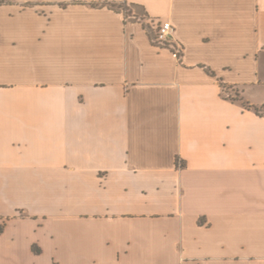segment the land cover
Masks as SVG:
<instances>
[{
  "label": "crops",
  "instance_id": "obj_1",
  "mask_svg": "<svg viewBox=\"0 0 264 264\" xmlns=\"http://www.w3.org/2000/svg\"><path fill=\"white\" fill-rule=\"evenodd\" d=\"M236 92L264 106V0H0V264H264Z\"/></svg>",
  "mask_w": 264,
  "mask_h": 264
},
{
  "label": "trees",
  "instance_id": "obj_2",
  "mask_svg": "<svg viewBox=\"0 0 264 264\" xmlns=\"http://www.w3.org/2000/svg\"><path fill=\"white\" fill-rule=\"evenodd\" d=\"M110 6L122 10L126 18L131 17L135 19L144 20L147 16L144 11V8L137 4L122 3L119 5L110 4ZM145 27L147 29H150V26L148 24H145ZM235 94H236V97L234 98L235 100L243 102L245 107L254 110L258 115L264 116V106L263 107L252 106L249 103H246L243 97L238 92H236ZM1 230H2V227H0V232ZM33 250L34 252H37V253L40 251L37 246H34Z\"/></svg>",
  "mask_w": 264,
  "mask_h": 264
},
{
  "label": "built area",
  "instance_id": "obj_3",
  "mask_svg": "<svg viewBox=\"0 0 264 264\" xmlns=\"http://www.w3.org/2000/svg\"><path fill=\"white\" fill-rule=\"evenodd\" d=\"M175 32L176 29L170 21H161L155 32V41L157 43L167 44L174 38ZM175 51L179 55L181 48H176Z\"/></svg>",
  "mask_w": 264,
  "mask_h": 264
}]
</instances>
